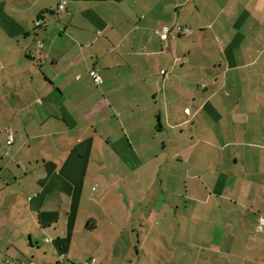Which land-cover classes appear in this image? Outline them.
Masks as SVG:
<instances>
[{
    "label": "crops",
    "instance_id": "obj_1",
    "mask_svg": "<svg viewBox=\"0 0 264 264\" xmlns=\"http://www.w3.org/2000/svg\"><path fill=\"white\" fill-rule=\"evenodd\" d=\"M261 218L264 0H0V264H264Z\"/></svg>",
    "mask_w": 264,
    "mask_h": 264
},
{
    "label": "built area",
    "instance_id": "obj_2",
    "mask_svg": "<svg viewBox=\"0 0 264 264\" xmlns=\"http://www.w3.org/2000/svg\"><path fill=\"white\" fill-rule=\"evenodd\" d=\"M64 8H65V3H62L58 6V10H62ZM43 24H44L43 20H38L36 22L37 27H41V26H43ZM179 31L188 33L190 30H189V28H182V29H179ZM156 34L160 37V39L162 41H169L171 39L177 38V36L174 35V33H173V29L169 26H165L162 29L156 30ZM94 81L96 84H100L102 82L101 76H99L98 74L95 73L94 74ZM5 132L8 136L7 144H8V146H11L15 141L14 133L10 127H6ZM263 226H264V218H261L258 230L262 231ZM86 264H96V260L92 259L90 262H87Z\"/></svg>",
    "mask_w": 264,
    "mask_h": 264
}]
</instances>
